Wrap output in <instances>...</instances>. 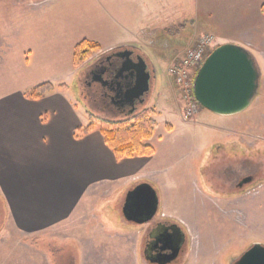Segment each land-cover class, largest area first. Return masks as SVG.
<instances>
[{
  "label": "rangeland",
  "instance_id": "1",
  "mask_svg": "<svg viewBox=\"0 0 264 264\" xmlns=\"http://www.w3.org/2000/svg\"><path fill=\"white\" fill-rule=\"evenodd\" d=\"M197 1H164L172 14L166 24L171 29L179 28L178 33L151 29L153 35L147 34L139 42L117 43L147 21L145 12L153 13L152 24L161 25L158 23L162 20L155 17L159 11L155 0H143L144 5L141 0H0V35L6 32V40L2 38L0 44V78L9 89L23 83L64 82L82 114L116 120L124 114L98 107L86 95L90 62L129 44L150 62L153 81L141 105L157 121L148 139L156 154L146 174L149 180L143 182L154 189V183L165 185V205L155 216L177 222L187 237L175 260L158 262L146 257V245L142 243L148 223L139 224L135 231L136 258L127 264H234L253 243L264 245V14L256 7L217 0L212 21H207L205 7ZM198 27L199 31L213 33L218 45L230 42L220 36L227 31V39L252 53L261 81L250 105L241 112L219 115L200 107L193 118L183 117L187 100L167 69L174 58L195 43L199 34L186 46L185 38ZM83 38L98 41L103 49L77 67L72 61L73 50ZM164 169L167 171L161 172ZM247 176L251 180L239 186L237 182ZM122 198L123 193L102 198L109 199L104 213L109 218L118 217L117 223L131 224L123 214ZM102 199L90 206L94 208ZM92 210L99 213L94 209L88 212ZM162 210L171 217L162 216ZM86 224L78 225L75 234L97 235L104 242L110 241L94 224ZM58 230L39 237L17 234L6 203L0 198V264H80L77 236L67 238L63 233L67 229ZM114 243L121 244L118 240ZM35 244L41 250H35ZM57 248L52 257V249Z\"/></svg>",
  "mask_w": 264,
  "mask_h": 264
},
{
  "label": "crops",
  "instance_id": "2",
  "mask_svg": "<svg viewBox=\"0 0 264 264\" xmlns=\"http://www.w3.org/2000/svg\"><path fill=\"white\" fill-rule=\"evenodd\" d=\"M155 1L159 5L158 16L155 17L162 20L158 23L161 25L152 24L153 13L145 12L143 18L147 21L137 31L128 30L130 35L122 37L117 43L139 42L147 34L153 35V32L169 28L166 23L172 14L165 8L166 0ZM201 1H197L198 5L205 7L207 21H212L210 18L215 12L217 0ZM224 1L219 0L220 3ZM141 2L144 5L143 0ZM230 2L260 10L264 0ZM217 24L225 25L220 22ZM151 29L154 31H149ZM199 32L207 31H199L198 27L193 35L185 38V46L195 34H201ZM5 35L6 32L0 35V44L2 38L3 42L6 40ZM220 36L232 42L227 39V31ZM36 84L23 83L20 87L9 89L0 78V198L6 203L14 231L39 237L55 232L58 228V233L67 229L63 232L67 238L77 236L80 264H127L128 260H135V231L139 224L133 221L131 224L117 223L115 220L118 217L109 218L104 213V204L109 199L104 201L102 198L112 193L118 196L123 193L120 200L123 201L129 190L148 179L146 174L153 163L156 148L150 156L135 155L117 159L106 145L98 126L75 137V130L88 124L89 119L86 113L80 112L66 87H60L64 82L53 83V91L41 98L30 99L25 92ZM146 142L152 144L149 140ZM164 171L167 169L161 170ZM154 184L161 208L165 205V185ZM98 199H102L99 205L94 208L90 206ZM89 209L99 213L93 210L89 213ZM161 214L171 217L163 210ZM85 223L94 224L100 230V235L103 234L110 241L104 242L97 235H76L74 229ZM175 226L181 225L175 222ZM113 240L121 244H112ZM35 246L38 248L33 249L41 250L37 244ZM56 250L58 248L52 249V257Z\"/></svg>",
  "mask_w": 264,
  "mask_h": 264
},
{
  "label": "water",
  "instance_id": "3",
  "mask_svg": "<svg viewBox=\"0 0 264 264\" xmlns=\"http://www.w3.org/2000/svg\"><path fill=\"white\" fill-rule=\"evenodd\" d=\"M138 57L145 63L142 56ZM137 64L128 57L121 62L114 75L117 78L128 71L126 76L131 80L126 90L130 91L134 86L137 89L133 99L127 102L130 105L134 104L136 98L143 101L141 96L150 89L147 80L144 85L136 82L141 74L137 70ZM97 80L102 84L109 82L102 75ZM260 81V70L252 53L240 44L225 42L216 46L199 67L193 80V93L202 107L219 115H232L250 105L258 92ZM250 180V176L244 177L239 185ZM157 209L158 196L148 182H140L129 190L122 208L125 218L138 224L151 220ZM171 258L166 262L171 261ZM235 264H264V245L253 243L241 253Z\"/></svg>",
  "mask_w": 264,
  "mask_h": 264
},
{
  "label": "flooded vegetation",
  "instance_id": "4",
  "mask_svg": "<svg viewBox=\"0 0 264 264\" xmlns=\"http://www.w3.org/2000/svg\"><path fill=\"white\" fill-rule=\"evenodd\" d=\"M138 56H142L145 63L141 62ZM128 57L138 63L137 70H139L141 74L136 82L144 85V82L147 80L151 86L154 71L151 68L150 62L145 59L144 55H141L136 50L135 45L123 47L97 56L90 62L86 72L88 79L85 81V85L87 86L86 95L90 102L98 107L109 108L112 111L121 112L123 114L126 111H132L139 104L144 102L148 91L141 96V98H144L143 101L136 98L133 105L127 103L133 99V95L137 92L135 86L130 91L126 90V86L131 80L129 76H126L128 71H124L122 76L114 78L117 68L120 66L121 62ZM100 75L109 82L102 84L97 80V78H100ZM131 86L130 84L129 87ZM243 178H241L240 181ZM240 181L237 182L238 185ZM158 210L159 199L158 209L155 215L158 214ZM155 215V218L153 217L146 222L148 223V228L146 230L145 255L149 259L158 262H166L168 258L174 256L171 258V261H173L182 251L183 245L186 244L187 236L185 235V230L183 226H179L180 228L178 226L176 227L175 222L165 220Z\"/></svg>",
  "mask_w": 264,
  "mask_h": 264
},
{
  "label": "trees",
  "instance_id": "5",
  "mask_svg": "<svg viewBox=\"0 0 264 264\" xmlns=\"http://www.w3.org/2000/svg\"><path fill=\"white\" fill-rule=\"evenodd\" d=\"M261 12L264 14V3L260 6ZM183 24H179L181 28ZM178 29L167 28V32L178 33ZM131 46V44H129ZM127 46H119L118 50ZM101 45L98 42L88 39L79 41L73 51L74 66L81 65L88 57L99 52ZM60 86L63 87V84ZM54 85L50 81L41 82L29 88L25 95L30 99H38L46 93L53 91ZM139 104L132 111H126L121 119H103L92 113L88 114L89 123L80 126L75 130V137H80L85 133L92 131L97 124L104 137L106 145L111 148L117 159L123 157H131L135 155L150 156L155 152L152 144L146 142L153 135L157 126V121L153 117V113L145 106ZM235 264V263H234Z\"/></svg>",
  "mask_w": 264,
  "mask_h": 264
},
{
  "label": "built area",
  "instance_id": "6",
  "mask_svg": "<svg viewBox=\"0 0 264 264\" xmlns=\"http://www.w3.org/2000/svg\"><path fill=\"white\" fill-rule=\"evenodd\" d=\"M197 36V35H196ZM217 44L212 33H201L190 47H187L178 59L171 61L167 71L173 77L175 86L180 87L184 99L187 100L182 115L191 119L200 110V105L193 95V79L208 52ZM182 96V95H181Z\"/></svg>",
  "mask_w": 264,
  "mask_h": 264
}]
</instances>
